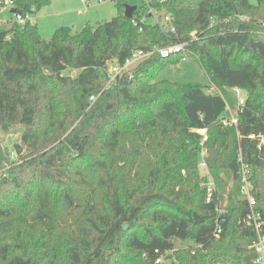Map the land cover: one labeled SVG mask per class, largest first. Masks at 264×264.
Instances as JSON below:
<instances>
[{"label": "trees", "instance_id": "1", "mask_svg": "<svg viewBox=\"0 0 264 264\" xmlns=\"http://www.w3.org/2000/svg\"><path fill=\"white\" fill-rule=\"evenodd\" d=\"M50 1L12 0L0 26V132L23 127L9 168L0 145V264H260L239 157L264 221V0H150L174 32L141 1L114 0L111 19L48 40L12 18ZM126 4L145 16L141 30ZM183 41L184 53L154 52L101 91L107 61ZM187 56L206 88L157 80ZM234 87L246 95L236 125H225ZM203 136L216 153L206 158L210 200L198 173Z\"/></svg>", "mask_w": 264, "mask_h": 264}, {"label": "rangeland", "instance_id": "2", "mask_svg": "<svg viewBox=\"0 0 264 264\" xmlns=\"http://www.w3.org/2000/svg\"><path fill=\"white\" fill-rule=\"evenodd\" d=\"M132 4L140 3V0H129ZM255 4L256 0H249ZM116 15L114 0H51L47 5L41 7L34 17L32 23H36L41 36L48 40L53 32L62 26L69 27L73 31H79L88 23L95 25L97 22L109 20ZM10 19L9 9L0 11V20L4 23ZM1 26V25H0ZM75 72L73 71L72 74ZM157 80H169L173 82H195L205 88L210 84L206 72L201 65L191 56L179 59L170 63L158 71ZM245 97V92H241ZM23 127L19 124L11 125L0 132V145L6 153L4 167L9 168L16 163L9 158V152L14 150L13 144L19 141ZM206 158L210 148L204 146ZM25 152L23 151L22 154ZM215 153V150H214ZM216 156V153H215ZM207 161V160H206ZM198 173L201 177L211 180L208 169L198 166ZM231 181H229L230 185ZM181 244L177 242L176 245Z\"/></svg>", "mask_w": 264, "mask_h": 264}, {"label": "built area", "instance_id": "3", "mask_svg": "<svg viewBox=\"0 0 264 264\" xmlns=\"http://www.w3.org/2000/svg\"><path fill=\"white\" fill-rule=\"evenodd\" d=\"M101 1V0H99ZM143 2L146 7L148 8L146 10V13L149 14L151 22L153 24L158 25L162 30L165 32H174V27L171 24V17L168 13H160L159 11L154 10L150 6V0H140ZM12 5V0H6L5 3L0 6V11H3L5 9H8ZM132 23L136 26L139 27V29H142V26L140 25L141 22L144 20L145 16H136L132 15ZM12 18L13 20L22 25L25 22H32V16L30 14L26 15H21L18 13L12 12ZM4 23L2 20H0V25ZM186 45L187 41L183 42H177L174 44L167 45L165 47H158V48H153L150 50H143V49H138L133 51L129 56H127L122 62H119L115 59L109 60L106 63V72H107V80L102 88L101 91L104 89L110 88L112 85L115 84L116 80L121 77V76H128L129 78L132 77V69L139 64L142 60L153 54L154 52H157L160 54L161 57L166 58L169 57L171 54H177V53H184L186 51ZM209 93L214 92V88H208L207 90ZM233 91L237 95V100H238V107L236 111H232L228 109V117H222L221 121L225 125H236L237 123V112L241 110V106L244 103L245 97L242 96L241 92L242 90L234 87ZM96 96L91 95L89 97L90 101L95 100ZM200 133H204L205 130H199ZM206 139L205 136H203L201 140V149L199 151V161H198V166L202 167L204 169H207V162H206V150L203 145L204 140ZM9 158L11 160L16 159V154L12 150L9 152ZM239 162H240V171H239V176H240V191L245 195L246 201L248 203V209L249 211L246 214V222L248 224H251L253 226V229L257 235V240L252 243L249 247L253 248V250L256 252V258L255 262L264 264V235L261 233V227L264 223L263 219L260 218L259 212L255 209L256 207V201L255 198L252 194V188L253 185L251 181L248 178V168L247 165L242 161L241 157H239ZM214 188L213 181L209 180L207 183V198L206 200H210L212 197V190ZM221 229L218 227L215 230V234L218 235L220 233ZM156 264H162V259H157Z\"/></svg>", "mask_w": 264, "mask_h": 264}, {"label": "water", "instance_id": "4", "mask_svg": "<svg viewBox=\"0 0 264 264\" xmlns=\"http://www.w3.org/2000/svg\"><path fill=\"white\" fill-rule=\"evenodd\" d=\"M137 9L136 5H130V4H126L125 8H124V15L128 18H131L133 15V12ZM98 23V22H97ZM65 74H68V71H65ZM215 157V153H214V147L212 146L210 149V153L207 157L208 161H212ZM126 226V224H125Z\"/></svg>", "mask_w": 264, "mask_h": 264}]
</instances>
